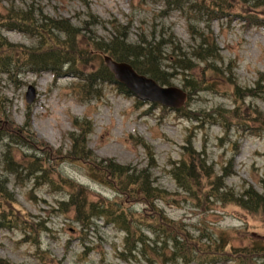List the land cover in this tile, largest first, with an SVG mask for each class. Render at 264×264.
<instances>
[{
	"label": "trees",
	"instance_id": "1",
	"mask_svg": "<svg viewBox=\"0 0 264 264\" xmlns=\"http://www.w3.org/2000/svg\"><path fill=\"white\" fill-rule=\"evenodd\" d=\"M151 1L162 4L165 14L173 11L192 13L190 16L196 23H204L203 29L191 24L190 32L195 43L188 51L180 43H168L167 37L165 41L161 38L157 42L129 41L125 27L113 22L112 35L103 39L93 26L106 22L93 14L79 27L69 18H50L33 5L27 8L11 5L0 9V86L3 77L15 83L19 76L28 73L50 72L55 78L68 75L78 79L73 87L84 101L99 99L103 83L116 84L121 92L128 93L107 69L103 54L131 64L139 74L148 75L163 85L174 84L180 71L185 75L183 88L188 93V101L178 113L194 124L181 145L180 157L169 163L168 175L201 212L209 210V204L215 202L223 207L235 205L264 223V191L260 192L253 185H245L237 191L228 183V179L236 174L233 157L222 164L211 161L205 148L207 138L202 150L194 147L196 130L212 125L221 128L222 135L217 138L222 144L235 147L240 139L237 135L264 134V113L259 106L247 101L252 99L255 103L264 97V76H259L253 87L242 90L235 79L234 64L219 65L223 56L213 39L210 25L214 19L232 17V11H242L237 15L249 24H263L260 21L264 20L263 14L258 13L264 11V0ZM248 8H254V12ZM5 31L28 34L36 39V43L31 46L13 43L4 35ZM167 44H170V50ZM92 61L98 63L97 68L89 67ZM201 65L204 69L199 78L192 71ZM217 77L235 90L230 95L234 106H218L210 110L187 107L196 93L217 91ZM73 124L75 131L68 134L70 148L55 149L37 137L32 129L30 112L22 125L15 122L0 88V144L4 146V168L0 170L1 230H19L26 241L35 245L37 256L47 259L41 236L49 228L45 220H36L19 206L15 193L9 189V177L13 176L16 183L29 180L33 188L47 186L49 192H62L64 198L58 201L56 211L71 217L80 226L82 235L96 230L98 221L119 229L124 237L118 257L124 261L138 264H264L263 241L235 246L229 236L222 233L219 239L210 238L204 243L202 237L195 236L183 221L168 216L160 202L174 199L175 193L158 183L153 171L157 163L152 148L143 138L139 143L151 156L141 168L121 164L113 158H100L88 145L94 130L93 122L84 117L75 118ZM63 162L82 163L89 178L112 191L113 198H91L85 185L59 169ZM262 186L264 189V179ZM0 264L17 263L0 256Z\"/></svg>",
	"mask_w": 264,
	"mask_h": 264
},
{
	"label": "rangeland",
	"instance_id": "2",
	"mask_svg": "<svg viewBox=\"0 0 264 264\" xmlns=\"http://www.w3.org/2000/svg\"><path fill=\"white\" fill-rule=\"evenodd\" d=\"M11 5L20 8L33 5L50 18H69L79 27L93 14L106 22L93 26L103 39H109L112 35L113 22L125 27L129 41L157 42L161 38L165 41L167 37L168 43H180L186 51L195 43L190 32L191 24L201 29L205 27L204 23H196L192 19V13L173 11L165 14L162 4L151 0H0L1 10ZM248 9L254 12V8ZM231 13L232 17L214 19L210 23L212 38L221 48L223 61L219 65L225 67L230 62L234 64L235 79L243 90L253 87L259 76H264V23L249 24L237 15L242 11ZM258 15L264 19L263 10ZM168 33L171 35L167 36ZM4 35L13 43L28 46L36 43V39L28 34L5 31ZM166 47L171 48L170 44ZM97 66V62H90L89 67ZM202 69L203 65L192 73L201 78ZM184 77L179 71L174 85L183 87ZM77 80L69 76L55 78L47 72L40 75L29 73L19 76V81L15 83L3 77L0 88L15 122L22 125L30 112L32 129L37 137L55 149L70 148L68 134L75 131L74 119L86 117L93 122L94 130L89 136L88 145L95 154L100 158H113L121 164L142 168L151 156L139 143L143 138L152 148L157 163L153 171L158 183L175 193L174 199L162 201L160 205L169 217L183 221L195 236L202 237L204 243L209 242L210 238L219 239L222 233L227 234L235 246L251 245L259 240L264 242V223L256 221L259 219L235 205L223 207L216 202L209 204V210L201 212L168 175L169 163L180 157L181 145L192 130L193 122L181 117L178 112L164 111L160 105L138 99L133 94L126 95L110 83L101 85L102 96L99 99L84 101L75 92L77 89L74 90L73 83ZM215 80L217 91L196 93L187 107L192 110L233 107L230 95L235 90L221 77ZM29 84L35 85L37 90L35 101L30 105L26 101ZM251 100L247 101L259 106L264 113V97L255 100V103ZM221 135V128L217 125L198 129L194 136V147L202 150L207 138L205 148L211 161L222 164L232 157L234 159L236 174L228 179L230 185L237 191H241L245 185H253L260 192L264 191V134L237 135L240 138L237 139L238 150L229 143L222 144L217 138ZM3 150L4 146L0 144V170L4 168ZM22 150L26 152L24 148ZM59 169L85 185L91 198H113L112 191L89 178L82 163L63 162ZM9 181V189L15 193L19 206L36 220L46 221L49 231L43 233L41 241L47 259L37 256L35 245L26 241L19 230L0 229L1 257L17 264H44L45 260V264H138L118 257L124 237L119 229L98 221L100 223L96 230L82 235L80 226L71 217L59 214L56 207L58 201L64 198L62 192H49L47 186L33 188L29 180L16 183L13 176L9 177Z\"/></svg>",
	"mask_w": 264,
	"mask_h": 264
},
{
	"label": "water",
	"instance_id": "3",
	"mask_svg": "<svg viewBox=\"0 0 264 264\" xmlns=\"http://www.w3.org/2000/svg\"><path fill=\"white\" fill-rule=\"evenodd\" d=\"M105 61L115 77L138 96L174 108L184 105L187 94L182 89L176 86H161L154 79L138 74L130 64L116 62L109 56H105ZM35 96V88L31 85L27 92L28 102H32Z\"/></svg>",
	"mask_w": 264,
	"mask_h": 264
}]
</instances>
